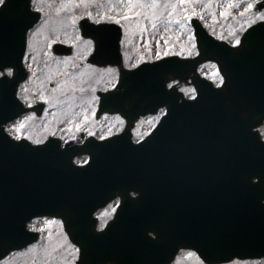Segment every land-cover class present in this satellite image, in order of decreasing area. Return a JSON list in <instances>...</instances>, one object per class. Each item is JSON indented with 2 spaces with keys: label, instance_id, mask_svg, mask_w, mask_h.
Listing matches in <instances>:
<instances>
[{
  "label": "water",
  "instance_id": "1",
  "mask_svg": "<svg viewBox=\"0 0 264 264\" xmlns=\"http://www.w3.org/2000/svg\"><path fill=\"white\" fill-rule=\"evenodd\" d=\"M38 17L30 0H6L0 7V69L21 68L27 31ZM98 27L112 30L107 45L118 42L119 28ZM195 28L198 56H171L124 71V89L105 97L108 111L128 110V101L167 106L143 142L117 147L115 176L106 179L111 189L99 184L104 180L96 179L93 163L88 182L70 160L44 148L18 155L0 120V259L37 239L26 222L43 215L63 219L80 247L78 264H169L181 247L208 263L204 258L210 257L211 264L264 257V141L255 129L264 119V21L247 29L240 47L215 40L199 22ZM84 29L94 36L89 25ZM208 60L217 63L223 85L192 76L195 101L167 89L170 74L186 79ZM117 191L115 219L97 231L93 214ZM157 231L161 239L153 243L150 232Z\"/></svg>",
  "mask_w": 264,
  "mask_h": 264
},
{
  "label": "rangeland",
  "instance_id": "2",
  "mask_svg": "<svg viewBox=\"0 0 264 264\" xmlns=\"http://www.w3.org/2000/svg\"><path fill=\"white\" fill-rule=\"evenodd\" d=\"M42 0L32 3L41 11L40 21L28 33L29 48L48 44L53 39H65L67 42L77 40L78 22L88 16L94 22L109 19L119 20L123 29L125 45L131 44L135 52L127 57L129 65L144 60H154L163 56L176 54L191 57L197 54V48L189 20L198 17L207 30L216 38L234 45L253 21H260L256 10L245 12L250 0H199L196 3H180L179 0H151L144 3H121L119 0ZM99 3V8H96ZM103 13L99 14V11ZM264 11V8L261 9ZM243 13V15L241 14ZM106 14V15H105ZM127 17V19H124ZM144 23L146 25H144ZM147 26V27H146ZM149 27V29H148ZM77 34V35H76ZM79 36V35H78ZM87 44V43H85ZM215 66V67H213ZM36 70L40 69L38 66ZM199 72L220 85V73L213 62L199 67ZM193 88L183 83L181 89ZM185 94V93H184ZM188 96V95H187ZM87 96H79L76 103L84 106ZM70 105L68 109H71ZM264 137V127L261 128ZM114 205L99 212V216L107 218L105 212L111 214ZM30 227L41 232L38 243L12 252L0 261V264H75L78 257L77 247L68 239L60 220L51 218L35 219ZM192 250L184 249L172 264H202V260ZM204 264H207L204 262ZM223 264H264V258L258 260L235 259Z\"/></svg>",
  "mask_w": 264,
  "mask_h": 264
},
{
  "label": "flooded vegetation",
  "instance_id": "3",
  "mask_svg": "<svg viewBox=\"0 0 264 264\" xmlns=\"http://www.w3.org/2000/svg\"><path fill=\"white\" fill-rule=\"evenodd\" d=\"M87 40L90 39H83V42ZM94 48L77 43L70 55H57L53 53L52 45L44 44L36 45L33 51H26L24 63L28 76L17 88L16 98L12 95L5 99L4 87L0 88L3 113L17 114L23 109V113L4 125L10 139L24 148L47 143L49 151H53L57 143L54 138H57L61 148H76L75 164L85 165L93 159L105 162L108 156L112 158V143L108 142L111 136L128 129L133 141L139 142L155 127L162 117L161 109L165 108L154 114L136 117L129 114L128 118L120 113H99L101 93L114 89L120 70L131 67L124 61L123 66L105 67L89 62ZM37 66L40 69L36 70ZM8 79L11 77L0 78L1 81ZM175 86L182 84L175 83ZM79 96L88 97L84 106L76 103ZM70 105L72 108L68 109ZM18 122H22L24 127L10 133V126Z\"/></svg>",
  "mask_w": 264,
  "mask_h": 264
},
{
  "label": "snow or ice",
  "instance_id": "4",
  "mask_svg": "<svg viewBox=\"0 0 264 264\" xmlns=\"http://www.w3.org/2000/svg\"><path fill=\"white\" fill-rule=\"evenodd\" d=\"M32 3H37V2H42V0H31ZM81 2H83V0H81ZM119 2L124 3L127 2L129 4L132 3H144L145 0H119ZM151 2L153 4L157 3L158 0H151ZM180 3H196L199 2V0H179ZM6 4V0H0V5H5ZM264 8V0H250V2L247 4V7L245 8V12L248 11H253L256 10L257 16L259 18L260 21H264V11H261L260 9ZM37 11H39V9H37ZM243 15V13H241ZM124 19H127V17H124ZM116 23H120L119 20L115 21ZM252 23H255V21H253ZM101 42H102V38H100ZM87 45L90 47H95L96 41L94 40H87L86 41ZM242 46V40L240 38H237L235 40V43L233 45V47H240ZM197 55H199V52H197ZM215 67V66H213ZM111 71L115 72L117 71V69H111ZM14 74V69L13 68H7L6 70H2L0 71V78L3 77H11ZM175 83L173 84H169L168 87L169 88H173ZM225 83V79L224 76L220 77V85H223ZM220 85H217L218 87ZM113 87H115V85H113ZM181 91H183L185 93V95H188L190 99L192 100H197V90L195 88H187V89H181ZM161 115L162 116H166L167 112L164 109H161ZM24 125L22 122H18L15 124H12L10 126V128L8 129V131L11 133L14 129L15 130H19L21 128H23ZM20 137H14V139H19ZM101 139H105V137H101ZM37 144L40 143V141L36 142ZM111 207V206H110ZM116 207H120L119 204L116 205ZM112 211L115 212L116 208H112ZM104 215H110V213L105 212ZM107 227V225L105 224H101L98 231L103 232L104 229ZM161 239V233L160 232H156V234L154 236L151 237V240L153 243L158 242ZM81 250L79 248L76 249V252H80ZM190 255H195V253H189ZM205 260L209 261V264L211 262V258L210 257H205ZM202 264H204V262L202 261Z\"/></svg>",
  "mask_w": 264,
  "mask_h": 264
}]
</instances>
